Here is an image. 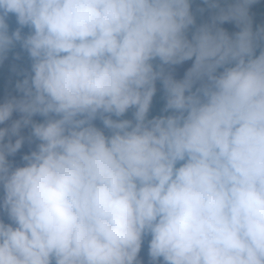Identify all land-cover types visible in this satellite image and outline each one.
<instances>
[{"label": "clouds", "instance_id": "9594fccd", "mask_svg": "<svg viewBox=\"0 0 264 264\" xmlns=\"http://www.w3.org/2000/svg\"><path fill=\"white\" fill-rule=\"evenodd\" d=\"M203 3L0 0V64L31 61L0 102V264H142L149 236L150 264H264V28Z\"/></svg>", "mask_w": 264, "mask_h": 264}, {"label": "trees", "instance_id": "16d2710c", "mask_svg": "<svg viewBox=\"0 0 264 264\" xmlns=\"http://www.w3.org/2000/svg\"><path fill=\"white\" fill-rule=\"evenodd\" d=\"M227 2H232V0H227ZM221 5L225 3V0H220ZM194 4L198 10L203 8L204 11L200 12L197 11L194 15L196 25L199 26L203 23L210 22L211 16L213 15L214 11L213 9H209L207 5L203 3V0H191V4ZM9 24V31H14L16 27H18V24L16 23L14 14H9L7 21ZM220 27H223L222 24L219 25ZM226 31L228 28H230V25L227 24V27H223ZM239 30V29H238ZM29 29L27 27L22 29V35L29 34ZM258 53V50H257ZM27 55L25 58V50H23L20 47V44L17 43L15 46L7 53V57L4 60L2 64H0V92H6L10 94H14L15 96L21 95L18 93L15 89V83L17 80H22L24 73L29 72L28 65H27ZM165 104L164 99V91L162 86H160L159 81L157 82V92L155 96L153 97V102L150 108V112L153 113L154 116H161V115H167L168 113H165L162 111ZM33 119L37 122L42 121V117L35 116ZM34 142V147H35ZM35 148L30 147L26 143V149H20V151L17 152V154L14 157H7L10 161L13 162L14 166H23V161H20V153L21 155L28 154L31 150H34Z\"/></svg>", "mask_w": 264, "mask_h": 264}, {"label": "rangeland", "instance_id": "374dc122", "mask_svg": "<svg viewBox=\"0 0 264 264\" xmlns=\"http://www.w3.org/2000/svg\"><path fill=\"white\" fill-rule=\"evenodd\" d=\"M190 10L193 14H195L197 11H199L198 8L194 4L190 5ZM249 15L252 19V26H253L254 31H256L259 28H264V0H257V3L251 5L249 7ZM227 24L230 25V28L227 29V32H229V34L238 31V28L236 27L234 22H224L222 24V26L227 27ZM193 30L194 29L189 30V33H188L189 39L191 38V33ZM258 51H259V49H258ZM26 55H27V52L25 51V58H26ZM26 63L28 65V70L30 71L31 61H30L28 55H27V62ZM154 63H159V61H156ZM191 64H192V60H188V61L183 62L180 65L171 66V68L166 67V70L171 71L173 73L174 78L182 79L185 71L189 67H191ZM12 96H15V95L10 94V93L8 94L6 92H0V102H3L5 99L10 98ZM131 113H132V110L130 109L123 117H121V119H130ZM19 115L20 114H18V113H13L12 119L13 120L19 119ZM152 117H154L153 113L149 112V118H152ZM113 119H116V117H113ZM10 122L11 121L6 122L5 125H0V127L7 126L8 124H10ZM93 123L97 127H101V128L103 127L101 122L98 119L95 120ZM28 132H29V129H26V128L21 130L22 135H25V136L28 135ZM30 147L35 148L34 143L32 145H30ZM21 149H26V143L24 146H22ZM19 155H20L19 160L22 161L21 153ZM5 222H8L6 217H5ZM148 240H150V236L145 238L144 243H143L142 248H141V251L138 254V258L141 259L142 264H150V258L148 256ZM161 260H162V258L158 259L157 264H161Z\"/></svg>", "mask_w": 264, "mask_h": 264}]
</instances>
